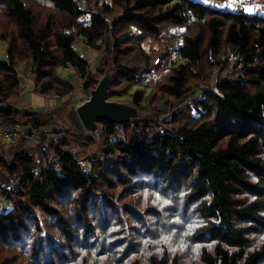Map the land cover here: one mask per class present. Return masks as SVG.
<instances>
[{
  "label": "trees",
  "instance_id": "obj_1",
  "mask_svg": "<svg viewBox=\"0 0 264 264\" xmlns=\"http://www.w3.org/2000/svg\"><path fill=\"white\" fill-rule=\"evenodd\" d=\"M84 1L90 10L71 0H32L31 7L0 0V39L8 45L0 60V123L38 129L65 118V105L46 113L15 107L20 64L30 65L41 96H71L74 77L86 92L94 89L98 80L75 50L78 39L88 49H105L102 65L113 69L107 99L142 112L151 102L141 82L153 68L141 43L157 38L162 26L184 33L168 53L177 62L151 89L160 101L193 94L229 59L233 72L218 76L214 91L178 111L166 130H152L154 109L142 122H99L107 144L88 169L70 151L64 130L49 145L56 160H45L47 169L23 141L3 146L0 192L9 209L0 212V264H181L172 233L179 223H188L181 245L198 251L199 264H264V243L254 242L264 235V11L204 0H123L109 26L120 1L95 11L91 1L99 0ZM69 70L75 74L65 78Z\"/></svg>",
  "mask_w": 264,
  "mask_h": 264
},
{
  "label": "rangeland",
  "instance_id": "obj_2",
  "mask_svg": "<svg viewBox=\"0 0 264 264\" xmlns=\"http://www.w3.org/2000/svg\"><path fill=\"white\" fill-rule=\"evenodd\" d=\"M114 1H116V0H114ZM117 1H120V4L118 6H116L118 8H116L113 11L112 16L109 17V19H108L109 20L108 21L109 26L111 25V23H113V19L118 17L123 11V6L121 5V2L123 0H117ZM236 1L237 0H233V2L230 1L229 2L230 4H228L222 0H220L218 2H216V0H215V1H213L214 3L213 2H211V3H213L212 6L231 9L230 6L232 4H234ZM25 2L28 5H30V7L32 5L34 6V2H32V0H25ZM112 2H113V0L91 1V8H93V10H94V8L96 9V7L101 6V4H103V3H107L108 5H110ZM239 2H240V0H239ZM219 3L222 6L225 5V7L220 6ZM88 7L90 10V6H88ZM239 10H241V9H239ZM242 11L248 12V10L246 8H242ZM259 14H263V12L259 11ZM3 25H4V22L0 19V27H2ZM162 28H163V30L157 38L148 37V38H145L143 40V42L141 43V47H142L143 52L145 54H147V56L149 58L152 59L153 74L150 73L149 74L150 76H147V79H145V80H143V82H141L142 87L145 88V95L147 96L148 101H150L151 103L149 104V109H145L144 112L140 111V113H141V118H144V117L152 118L151 109H154V112L156 113V117H155L156 122L152 126V130H156V131L168 129V127L170 126V123H172L178 117L176 115V113L178 111L182 112L184 107L192 105V103L195 100H198L201 96L204 95L205 90L214 91L216 78H218V76H219V78L223 79L228 75L230 76V74L233 72V67H234L233 66L234 64L232 63V61L234 59H229L230 63L226 67H223L220 69L219 68L214 69L213 74L210 76V78L207 81L199 83L197 85L196 91L193 94H189L186 97H184L182 100H179V101L169 100L166 97L162 98V100L160 101V94H159L158 90H155L154 94H153L151 89L156 85V83L158 81L162 80L165 77V74L167 73V71L170 67V65H169L170 61H174L175 63L177 62L176 55L172 54L170 56L168 53H171V52H169V50L173 49L176 45H179L180 40H181V36L184 33V30L181 27H177V26L166 25V26H162ZM132 31H133V33L137 34V32L134 29H132ZM74 46H75L76 52L79 55L81 54V56L89 64L90 75L97 78V80L99 81L103 77V75L102 76L97 75L98 73L96 72V69L98 67L99 68H105L106 67V66L102 65L103 59L105 58L104 47L98 51H94V50L86 48L84 46V44L81 42V40H79V39L76 40ZM7 48H8L7 43L5 41H3L2 39H0V59L6 56ZM166 55H168V56L163 58V60L160 61V58L163 56H166ZM3 59H5V58H3ZM160 62L165 63V64L163 67L157 68V65ZM108 69H109V66L106 67L105 71ZM15 70H16L17 75L21 81V85H20L21 86V94H20V97H19L18 102L16 103L15 107L18 110L42 111L44 113L50 111V110H48V108H39V107H37V105H33V106L27 105L25 108H21V106H20V100L21 99L27 100V98H29V101H30L32 94L34 96H38L40 98H45V97L41 96L39 94H36L34 92V89H33L34 83H33V78L31 75V68H30V65L28 63L22 64V65L20 64V65L16 66ZM112 74H113V69H112ZM71 75L74 76L73 74H71ZM73 83L75 86L74 93L71 96H67V97L61 98L60 100H57V104H59V106L65 105V110H66L65 118L63 120H59L58 122H56L57 124H60L62 126L61 127L62 129L57 134L60 138V132H62L64 130L65 137L69 141L68 143H69V146L71 149L70 151H72L73 153L75 151V153L77 154V157H78L77 158L78 163L80 165H82L84 168L88 169L86 164L88 163L89 158L94 157V155L99 156L101 154V151L103 150V148L106 147L107 142L103 138V136H101L102 133H101V128H100L99 124H98V128L100 131L96 132V134H93V135H90L89 133H87L83 129V127H82V125H81V123H80V121L76 115L75 109L78 105H80L81 103H83L84 101H86L88 99L89 92L88 91L86 92L85 89L83 88V81L81 79H76L74 77ZM116 89L121 90V87L120 86L116 87ZM124 91L125 90H122V92H120L118 95H122L124 93ZM125 93H127V90ZM22 96H23V98H22ZM154 96H156V101H155ZM126 97H128V96H126ZM48 98H52V97H48ZM163 102L166 104H164ZM60 103H61V105H60ZM124 104H129V103H124ZM39 109H43V110H39ZM44 109H46V110H44ZM52 109H54V108H52ZM142 121H144V120L142 119ZM142 121H139V122H142ZM18 124L21 127H25V125H23V124H20V123H18ZM54 125H56V124H54ZM54 125L45 126L43 128H44V130L47 131L48 129H51L52 127H54ZM32 130L36 131V128H32ZM26 131H27V129H26ZM37 134L38 135H36L35 137L32 138L33 141H32V144L30 145V147H28V145L26 143V145H27L26 148L30 149L33 152V154L36 155L35 161H36V163L41 165L40 169H47L48 168V162L54 163L56 160L53 158L54 157L53 151L49 150L50 149L49 145L53 144V141H52V138H50V136H48L49 137L48 138L47 136H44L42 133L40 134L39 132H37ZM49 134H51V133H49ZM81 140H84V143H85V147L82 149L79 148V146H78V144ZM11 149L13 150V148H11ZM43 149L47 154H45L41 151ZM45 160H47L48 162ZM13 185L14 184L11 183L10 188H12ZM8 209H9V204L0 208V212L1 213L6 212ZM187 227H188V223H184V224L179 223L178 229H176L175 231L172 230L173 231L172 233L174 234V236H176V240L179 242V243L177 242L178 243L177 244L178 249L177 248L176 249L179 251V254L181 257V264H192V263H198L199 264L198 251L196 249H194L193 251L188 252V250L186 249V246L181 245L182 240L186 237L185 229ZM254 242H255V245L263 244L264 243V235H261V236L255 238ZM10 256L11 255L9 254L8 251L3 253V257H10ZM17 264H18V262H17Z\"/></svg>",
  "mask_w": 264,
  "mask_h": 264
},
{
  "label": "water",
  "instance_id": "obj_3",
  "mask_svg": "<svg viewBox=\"0 0 264 264\" xmlns=\"http://www.w3.org/2000/svg\"><path fill=\"white\" fill-rule=\"evenodd\" d=\"M112 77V66H109L94 89L89 91L88 99L75 109L83 129L90 135L100 131L99 122L121 125L150 119V117L141 118L140 111L133 105L107 99Z\"/></svg>",
  "mask_w": 264,
  "mask_h": 264
},
{
  "label": "built area",
  "instance_id": "obj_4",
  "mask_svg": "<svg viewBox=\"0 0 264 264\" xmlns=\"http://www.w3.org/2000/svg\"><path fill=\"white\" fill-rule=\"evenodd\" d=\"M203 1V0H202ZM209 3L215 0H204ZM71 2L81 11H88L89 7L84 0H71ZM241 8H263L264 0H240L238 4ZM70 74H73V70H69ZM60 124L54 125L47 131L44 128H38L36 131L42 133L44 136H50L53 143H57L59 140L58 132L62 129ZM27 129V131H26ZM32 130L31 126L21 127L18 123H0V147L3 144L15 145L19 141L27 143L28 147L32 144L33 137L37 132ZM51 133V134H49Z\"/></svg>",
  "mask_w": 264,
  "mask_h": 264
},
{
  "label": "crops",
  "instance_id": "obj_5",
  "mask_svg": "<svg viewBox=\"0 0 264 264\" xmlns=\"http://www.w3.org/2000/svg\"><path fill=\"white\" fill-rule=\"evenodd\" d=\"M220 0H216V2H218ZM222 1H225L226 3L230 4L229 2H233V0H222ZM239 0H237L234 4H232L230 7H231V10H239V9H242L241 7H239ZM238 3V4H237ZM220 6H222L220 3H219ZM222 7H225V5H223ZM228 9V8H226ZM248 10V12H245V13H259V11H264V8H246ZM230 10V9H229ZM81 55V54H80ZM63 74L66 76L65 78H68V77H71L72 75L70 74L69 71H64ZM75 73H73L74 75ZM24 96V95H23ZM22 96V98H23ZM28 97V96H27ZM57 100H60L59 98H48V97H45V98H40L38 96H34L32 94L31 98H30V101H29V98H27V100H24V99H21L20 100V106L21 108H25L27 105H37V107L39 108H48V110H51L52 108H55V107H58L59 104H57ZM62 103V102H61ZM60 103V105H61ZM39 110H43V109H39ZM46 110V109H44ZM3 146H7L6 144H3L1 147H0V153L2 152L1 149L3 148ZM4 197L1 196V192H0V208L4 207L5 205H8L7 202L4 201Z\"/></svg>",
  "mask_w": 264,
  "mask_h": 264
},
{
  "label": "bare ground",
  "instance_id": "obj_6",
  "mask_svg": "<svg viewBox=\"0 0 264 264\" xmlns=\"http://www.w3.org/2000/svg\"><path fill=\"white\" fill-rule=\"evenodd\" d=\"M3 58H5V59H3ZM3 58H1L0 60H6V57H3ZM37 130V129H36ZM41 134V133H40ZM36 135H38V134H36ZM48 137V136H47ZM46 138V137H45ZM49 138V137H48ZM47 138V139H48ZM37 139V138H36ZM40 140V139H39ZM49 140V139H48ZM36 142V141H35ZM36 146V145H35ZM150 179V178H149ZM156 179V178H155ZM7 187V186H6ZM152 190V189H151ZM88 242H86V244H87ZM91 243H89V245H90Z\"/></svg>",
  "mask_w": 264,
  "mask_h": 264
}]
</instances>
